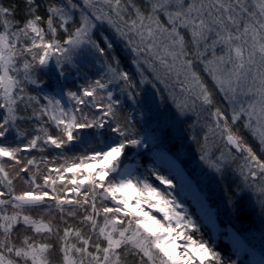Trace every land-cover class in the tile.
<instances>
[{"label":"snow or ice","instance_id":"6c2138e0","mask_svg":"<svg viewBox=\"0 0 264 264\" xmlns=\"http://www.w3.org/2000/svg\"><path fill=\"white\" fill-rule=\"evenodd\" d=\"M0 264H264V0H0Z\"/></svg>","mask_w":264,"mask_h":264}]
</instances>
